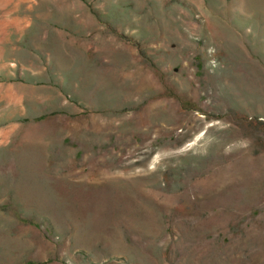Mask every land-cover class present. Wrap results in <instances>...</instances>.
Instances as JSON below:
<instances>
[{
  "label": "rangeland",
  "instance_id": "1",
  "mask_svg": "<svg viewBox=\"0 0 264 264\" xmlns=\"http://www.w3.org/2000/svg\"><path fill=\"white\" fill-rule=\"evenodd\" d=\"M264 264V0H0V264Z\"/></svg>",
  "mask_w": 264,
  "mask_h": 264
},
{
  "label": "trees",
  "instance_id": "2",
  "mask_svg": "<svg viewBox=\"0 0 264 264\" xmlns=\"http://www.w3.org/2000/svg\"><path fill=\"white\" fill-rule=\"evenodd\" d=\"M28 264H30V263H28Z\"/></svg>",
  "mask_w": 264,
  "mask_h": 264
}]
</instances>
